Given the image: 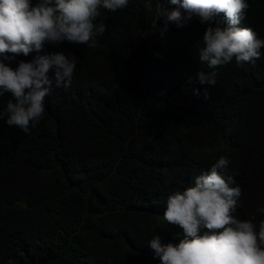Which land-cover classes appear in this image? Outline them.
Here are the masks:
<instances>
[{
	"label": "trees",
	"instance_id": "trees-1",
	"mask_svg": "<svg viewBox=\"0 0 264 264\" xmlns=\"http://www.w3.org/2000/svg\"><path fill=\"white\" fill-rule=\"evenodd\" d=\"M247 3L236 27L264 39V0ZM177 9L169 0H129L116 12L101 9L106 31L95 48L45 43L6 61L18 67L62 51L79 62L70 87L53 85L29 133L0 120V264H159L151 238H183L164 223L168 196L220 156L230 161L223 175L242 189L233 215L258 229L264 49L252 63L233 58L216 69L214 86L200 84L197 72L211 71L198 59L209 24L193 16L164 30L160 10ZM8 99L0 97V111Z\"/></svg>",
	"mask_w": 264,
	"mask_h": 264
},
{
	"label": "clouds",
	"instance_id": "clouds-1",
	"mask_svg": "<svg viewBox=\"0 0 264 264\" xmlns=\"http://www.w3.org/2000/svg\"><path fill=\"white\" fill-rule=\"evenodd\" d=\"M129 0H0V97L10 93L0 120L25 133L34 128L45 113L44 100L55 87H70L78 64L75 55L55 51L37 55L31 61H19L18 67L6 61L16 56L40 52L45 43L64 41L95 48L106 24L98 20L101 9L111 12L124 9ZM180 10L164 12V30L169 22L183 26L192 17L208 23L203 34L198 59L211 71L200 70V84H216L219 67L260 59L264 39L250 27H236L249 7L247 0H169ZM217 18L215 27L211 26ZM227 20L228 26L224 27ZM197 33V28L194 33ZM198 35V34H197ZM52 71L54 75L50 76ZM191 79V78H190ZM73 88V86H72ZM71 88V89H72ZM208 93L205 91V97ZM195 173L194 181L183 191H175L166 201L163 213L166 226H179L183 238L179 243H162L160 235L149 241L159 264H264V219H238L236 211L242 189L223 170L229 166L225 156ZM212 161V162H213ZM257 213L264 215V207ZM176 230V229H175Z\"/></svg>",
	"mask_w": 264,
	"mask_h": 264
}]
</instances>
